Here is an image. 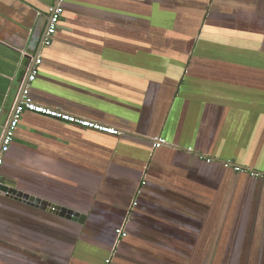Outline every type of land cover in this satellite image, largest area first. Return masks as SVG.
Segmentation results:
<instances>
[{"label":"crops","instance_id":"1","mask_svg":"<svg viewBox=\"0 0 264 264\" xmlns=\"http://www.w3.org/2000/svg\"><path fill=\"white\" fill-rule=\"evenodd\" d=\"M53 4L0 0V147L36 57L34 101L121 133L22 114L0 175L85 218L0 192V264H264V177L224 165L264 171V0H65L46 46Z\"/></svg>","mask_w":264,"mask_h":264},{"label":"built area","instance_id":"2","mask_svg":"<svg viewBox=\"0 0 264 264\" xmlns=\"http://www.w3.org/2000/svg\"><path fill=\"white\" fill-rule=\"evenodd\" d=\"M55 4L52 7L51 13L49 15L48 20V28L46 35L43 40V45H50L52 42V36L56 33L62 16L65 12L64 2L65 0H54ZM42 60L40 57H36L33 62L29 63L27 68V72L22 82L19 98L13 108V112L11 114L10 120L5 127L2 144L0 147V166L3 164L4 157L3 155L10 149L16 134V130L19 127L20 120L22 114L24 112H33L41 115H45L62 122H66L69 124H75L78 126H82L88 129H93L99 132H103L111 135H120L121 130L111 125L102 124L97 121L91 120L89 118H85L82 116H78L72 113H69L61 108L50 107L45 104L38 103L33 100L30 92L31 83L34 82L38 76L39 65ZM153 143L155 147H159L162 145L168 144L167 140L164 137H154ZM208 161H211V158H207ZM226 167H232L236 171H247L251 172L252 175L256 177H264V171H256L247 169L241 165H237L234 162L228 161L224 162ZM118 236H126V232L124 227L117 229ZM111 259H108L109 262Z\"/></svg>","mask_w":264,"mask_h":264},{"label":"water","instance_id":"3","mask_svg":"<svg viewBox=\"0 0 264 264\" xmlns=\"http://www.w3.org/2000/svg\"><path fill=\"white\" fill-rule=\"evenodd\" d=\"M16 186L17 184L15 180L0 175V192H2L4 195L20 199L33 206L45 208L47 210L50 208L52 211H59L60 215L64 217L83 222L85 215L81 212L75 211L71 208H66L64 206L51 204L40 197L28 194L22 190H18Z\"/></svg>","mask_w":264,"mask_h":264},{"label":"trees","instance_id":"4","mask_svg":"<svg viewBox=\"0 0 264 264\" xmlns=\"http://www.w3.org/2000/svg\"><path fill=\"white\" fill-rule=\"evenodd\" d=\"M198 31H199V29H196V28H191V29H170L169 28V30H163L162 29L161 38H165V37H169L170 36V37L175 38V39H178V40L179 39H186V38H190V37H191V39H193L194 37L192 35L193 34H197ZM200 47H203V46H199L198 48H200ZM198 48H197L196 52L193 55L198 56V53L201 52ZM230 53H232V51H230ZM239 53H240L239 58L246 59V58H248V54L250 53V51H248L247 50V47H246V49L239 50ZM261 54L262 53H256L255 56H259ZM239 63L244 64L245 61L240 60ZM255 67L257 68L258 65L256 64ZM190 149H192V148H190ZM206 160L208 161V159H206ZM211 161H208V162H211ZM117 229H119V228H117ZM117 229H116V232H117ZM126 236H123V238L126 237ZM118 249L116 251H118Z\"/></svg>","mask_w":264,"mask_h":264},{"label":"rangeland","instance_id":"5","mask_svg":"<svg viewBox=\"0 0 264 264\" xmlns=\"http://www.w3.org/2000/svg\"><path fill=\"white\" fill-rule=\"evenodd\" d=\"M238 19V18H237ZM262 20V19H261ZM261 20H259L258 22H260ZM243 24H246L245 22H243ZM212 68V67H211Z\"/></svg>","mask_w":264,"mask_h":264},{"label":"flooded vegetation","instance_id":"6","mask_svg":"<svg viewBox=\"0 0 264 264\" xmlns=\"http://www.w3.org/2000/svg\"><path fill=\"white\" fill-rule=\"evenodd\" d=\"M54 4H55V2H54ZM54 4H53V6H54ZM53 6H52V7H53Z\"/></svg>","mask_w":264,"mask_h":264}]
</instances>
